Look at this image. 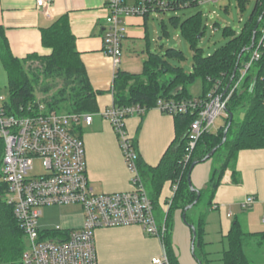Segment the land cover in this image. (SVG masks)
Instances as JSON below:
<instances>
[{
	"label": "trees",
	"instance_id": "trees-1",
	"mask_svg": "<svg viewBox=\"0 0 264 264\" xmlns=\"http://www.w3.org/2000/svg\"><path fill=\"white\" fill-rule=\"evenodd\" d=\"M245 2L246 0H237L241 10ZM191 5H198L197 0H169L167 10L176 11ZM155 11L164 13L166 10L156 8ZM150 14L151 9L144 14V18L147 19ZM170 21L177 25L180 18L171 16ZM263 26L264 0H255L242 28L238 32L225 28L224 35L228 37L226 43L209 56H204L202 50L196 49V44L205 35L206 25L201 12L193 14L180 25L182 36L194 50L191 72L187 73L182 67L170 64V58L183 57V52L179 49L167 48L163 53L148 51L142 62L141 72L116 71L112 85L113 104L125 106L138 103L149 109L155 106L159 98L190 99L195 96L190 94L188 88L197 79L201 80L202 90L196 97L204 99L209 91L218 85L219 92H222L228 84L230 87L238 79L240 69L249 60ZM162 28L164 34H167L164 23ZM147 37L148 35L145 36ZM75 41V36L69 28L68 17L64 14L41 29V42L44 47L50 49L49 54L34 52L17 57L12 53L5 30L0 25V62L7 74L10 93L7 105L10 113L25 114L28 106L37 109L39 105H43L47 111L59 113L98 112L97 96L102 91L91 86L80 54L76 50ZM33 62H38V65H33ZM236 65L237 69L233 75ZM263 76L264 53L251 63L228 100L227 115L222 117L223 125L216 132H204L190 152L187 150L188 130L196 112L173 115L174 138L156 165H148L143 161L137 152L135 138L131 139V146L137 153V169L153 205L156 222L158 225L164 224L166 228L163 242L169 264H179L171 242L175 213L182 214L184 208L192 204L197 197V202L185 214V223L195 227L196 235L194 239L192 237L193 256L198 263L212 264L204 235L207 212L216 190L227 170L231 172L234 182L239 181L235 164L240 150L264 148ZM37 90L44 94L42 99L38 98ZM241 107L244 108L243 118L240 122H235L234 115ZM228 112L232 113V120L226 139L220 144L223 130L228 124ZM79 129L78 126L75 132L81 137ZM214 147H217L214 154L202 160ZM187 153L190 155L185 161ZM3 155L4 140L0 137V166ZM207 160H215L218 165L213 168L206 185L198 189L197 196V192L191 190L188 184L190 165L193 161L201 163ZM167 183L171 186L176 184L177 188L173 194L162 200V191ZM7 190L6 183L0 178V264H23L21 256L26 247V237L14 216L12 205L6 201ZM204 199L205 209L193 220L190 211ZM57 235L66 236L68 231L41 232L42 238L50 239ZM226 243L227 246L220 257L221 264H256L248 249H261L264 246V231H246L236 219L226 234Z\"/></svg>",
	"mask_w": 264,
	"mask_h": 264
},
{
	"label": "crops",
	"instance_id": "crops-1",
	"mask_svg": "<svg viewBox=\"0 0 264 264\" xmlns=\"http://www.w3.org/2000/svg\"><path fill=\"white\" fill-rule=\"evenodd\" d=\"M36 1L0 0V25L5 30L10 49L17 57L34 52L49 54L50 49L41 42V29L59 16L67 15L70 31L76 39V50L90 84L93 89L102 91L97 96L99 110L91 123L78 125L85 148L89 184L96 193L130 190L131 174L117 135L111 123L99 112L113 103L112 85L116 71L139 73L142 65L135 69L121 68V65H132L131 61L121 59L119 65L114 66L111 58L103 52L108 12L106 0H51L47 7L37 6ZM126 1L133 3V0ZM147 19L137 15L122 18L124 36L121 48L123 43L139 45L145 39L148 35ZM146 57L143 54L142 58ZM125 128L129 138H135L137 152L148 165L158 163L175 135L174 117L155 107L149 108L141 117H127ZM214 167L213 160L196 164L190 173L192 185L196 189L204 187ZM235 169L239 181L231 179L229 170L225 172L206 216L204 239L212 264H221L220 257L227 246L226 234L234 220L238 219L246 231H264V148L240 150ZM171 189V184L167 183L162 191V200L171 194ZM247 195H252L254 202L243 210L240 203ZM61 208L58 219L61 228L69 230L82 225L83 212L79 205L69 204ZM195 208L190 211L193 220L205 209V203L201 209ZM38 225L42 231L53 229L41 228L39 221ZM94 239L98 264H151L153 257L162 256L165 252L164 242L145 234L135 224L98 228ZM171 242L179 264H199L193 256L192 230L179 212L174 216ZM256 264H264V261L257 260Z\"/></svg>",
	"mask_w": 264,
	"mask_h": 264
},
{
	"label": "built area",
	"instance_id": "built-area-1",
	"mask_svg": "<svg viewBox=\"0 0 264 264\" xmlns=\"http://www.w3.org/2000/svg\"><path fill=\"white\" fill-rule=\"evenodd\" d=\"M227 0H197V3ZM51 0H37V6L47 7ZM169 0H106V30L103 35V52L118 66L122 55L124 28L122 18L128 15L144 17L151 9L167 10ZM45 13H47L45 11ZM254 44H252L253 46ZM264 53V26L252 49L249 60L240 69L238 79L227 89L219 92L213 87L204 99H163L156 101L155 108L163 113H194L188 130V152L199 137L210 131L218 117L227 115L226 104L253 61ZM264 79V76H263ZM7 100L0 93V137L4 140V155L0 166V178L7 185V203L13 207L15 218L25 237L22 253L23 264H98L94 233L98 228L139 225L145 234L158 237L163 243L165 225H158L147 190L139 175L136 156L125 128L127 117L143 116L148 110L141 104L117 106L111 104L99 114L108 120L117 135L124 159L131 174V189L122 192L96 193L89 184L86 171L85 148L75 132L82 123L89 125L95 113H59L47 111L43 105L37 109L28 106L25 114L10 113ZM264 107V101H263ZM20 110H24L20 108ZM189 153L185 161L189 159ZM40 160L42 171L33 174L34 161ZM173 184L171 194L176 190ZM254 202L247 195L240 203L243 210ZM79 205L83 222L78 228L67 230L66 236L42 238L38 221L42 207ZM215 207V206H214ZM55 226L51 231H63ZM151 264H169L164 252L151 259Z\"/></svg>",
	"mask_w": 264,
	"mask_h": 264
},
{
	"label": "rangeland",
	"instance_id": "rangeland-1",
	"mask_svg": "<svg viewBox=\"0 0 264 264\" xmlns=\"http://www.w3.org/2000/svg\"><path fill=\"white\" fill-rule=\"evenodd\" d=\"M255 0H246L244 8L241 10L237 4V0L218 1L215 3L204 2L198 5H191L178 9L176 11L166 10L164 13L150 14L148 23V37L142 40L141 43L132 44L123 43L121 59L132 62L130 67L121 65V68L135 69L142 65V56H147L148 51L159 53L164 52L167 48L179 49L183 52L181 59L170 58L169 62L173 66H180L187 73L192 70V56L194 50L190 46L189 42L182 36L181 23L188 17L201 12L203 14V21L206 25L205 35L197 42L196 49L202 50L204 56H209L215 50L220 48L226 43L228 37L224 35V29L230 28L233 31L238 32L246 20L248 19ZM227 7V9H225ZM171 16H178L180 21L177 25L170 21ZM166 25L167 34H164L162 24ZM33 65H38V62H33ZM139 70V69H138ZM141 70V69H140ZM189 92L193 96H198L202 90L201 80L197 79L192 85L189 86ZM0 93L4 95L6 99L9 98V88L7 86V74L0 62ZM38 98L42 99L44 94L37 90ZM244 108L241 107L234 115L235 122H240L243 118ZM224 121L222 117H218L215 124L210 127L211 132H216ZM217 166L218 162L213 161ZM42 171L41 163L39 159L34 161L33 174H38ZM205 199L202 200L197 206L196 210L201 209L204 205ZM63 207V206H62ZM61 206H51L42 208V215L39 220L41 228H51L59 226L58 219L61 213ZM66 209V208H65ZM254 249V250H253ZM249 248L248 252L253 261H264V248ZM257 249V250H256ZM256 250V251H255ZM262 251V252H261Z\"/></svg>",
	"mask_w": 264,
	"mask_h": 264
},
{
	"label": "water",
	"instance_id": "water-1",
	"mask_svg": "<svg viewBox=\"0 0 264 264\" xmlns=\"http://www.w3.org/2000/svg\"><path fill=\"white\" fill-rule=\"evenodd\" d=\"M259 20H260V19H259ZM259 20L257 21V23H256V25H255V27H254V32L256 31V28H257V25H258ZM236 69H237V65H236V66L234 67V69H233V75L235 74ZM228 86H229V84L227 85V87H226L225 89H227ZM228 116H229L228 124H227V126L224 128V130H223V135H222V139H221L220 144H222V143L225 141V139H226L227 129H228V127H229V125H230V123H231V120H232V113H229V112H228ZM217 147H218V146H217ZM217 147H214L211 151H209V152L206 154V156H205L202 160H206V159H208L209 157H211V156L214 154V152H215V150H216ZM197 163H198V161H193V162L191 163V165H190V169H189V173H188V184H189L190 189H191V190H195V191L197 192V196H199V191H198V189H196V188L193 187V185H192V183H191V180H190V173H191V170H192V168H193ZM197 200H198V197L194 200V202H193L192 204L187 205V206L184 208L183 213H182V217H183V220H184V221H185V214H186L187 210H189V209H190V208H191V207L197 202ZM190 228H191V230H192V237H193V239H194V238H195V235H196V233H195V227H194V225L191 224V225H190ZM192 251L194 252V244H193V241H192ZM199 264H201V263H199Z\"/></svg>",
	"mask_w": 264,
	"mask_h": 264
}]
</instances>
